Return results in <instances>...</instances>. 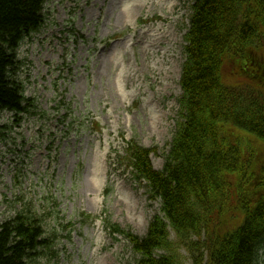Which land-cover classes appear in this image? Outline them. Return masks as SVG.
Returning <instances> with one entry per match:
<instances>
[{
	"label": "rangeland",
	"instance_id": "1",
	"mask_svg": "<svg viewBox=\"0 0 264 264\" xmlns=\"http://www.w3.org/2000/svg\"><path fill=\"white\" fill-rule=\"evenodd\" d=\"M169 1L47 0L45 27L21 46L35 107L20 126L0 113V224L25 205L42 217L50 247L30 264H139L102 220L144 237L161 213L118 155L136 140L162 169L175 132L193 2Z\"/></svg>",
	"mask_w": 264,
	"mask_h": 264
},
{
	"label": "trees",
	"instance_id": "2",
	"mask_svg": "<svg viewBox=\"0 0 264 264\" xmlns=\"http://www.w3.org/2000/svg\"><path fill=\"white\" fill-rule=\"evenodd\" d=\"M46 1L0 0V113H10L17 126L35 107L19 77V49L44 26ZM192 1L183 94L162 169L150 158L156 148L131 141L125 149L127 165L147 183L149 198L161 201V213L144 237L105 224L126 237L139 264H184L181 249L192 264H260L264 0ZM45 236L42 217L25 205L0 224V264L35 261L50 247Z\"/></svg>",
	"mask_w": 264,
	"mask_h": 264
},
{
	"label": "bare ground",
	"instance_id": "3",
	"mask_svg": "<svg viewBox=\"0 0 264 264\" xmlns=\"http://www.w3.org/2000/svg\"><path fill=\"white\" fill-rule=\"evenodd\" d=\"M160 4V6L162 7H166V8H169L171 10H173L175 8V6L178 5L177 2H171L169 0H159L158 2ZM166 34V33H165Z\"/></svg>",
	"mask_w": 264,
	"mask_h": 264
}]
</instances>
